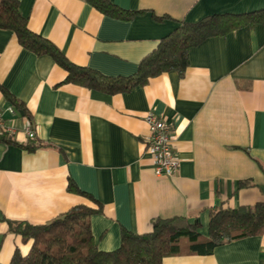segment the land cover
<instances>
[{
  "label": "crops",
  "instance_id": "crops-1",
  "mask_svg": "<svg viewBox=\"0 0 264 264\" xmlns=\"http://www.w3.org/2000/svg\"><path fill=\"white\" fill-rule=\"evenodd\" d=\"M110 1L134 15L104 14L85 0H18L30 30L74 64L108 76L133 74L176 21L264 14V0ZM188 61L183 75L166 71L108 94L62 82L66 73L50 56L0 29L2 122L22 142L28 118L43 144L27 151L0 142V264H9L15 246L27 249L7 221L44 223L76 204L99 206L91 234L98 248L112 250L122 229L148 232L157 217L198 221L206 235L211 207L264 200V21L204 39ZM1 87L27 115L13 111ZM146 111L170 124L179 162L172 176L153 172L143 143ZM161 264H264V233Z\"/></svg>",
  "mask_w": 264,
  "mask_h": 264
},
{
  "label": "trees",
  "instance_id": "trees-1",
  "mask_svg": "<svg viewBox=\"0 0 264 264\" xmlns=\"http://www.w3.org/2000/svg\"><path fill=\"white\" fill-rule=\"evenodd\" d=\"M104 14L127 18L133 16L110 0H85ZM261 11L222 12L207 15L195 22L176 21L175 27L162 36L154 49L144 55L133 74L108 76L88 66L69 61L48 39L33 32L19 10L18 0H0V29L13 32L19 44L34 54H46L65 71L62 82L112 94L144 85L149 78L174 70L183 75L188 66L191 47L204 39L225 34L243 24L262 22ZM13 111L27 115L22 103L1 87ZM30 124L31 121L27 118ZM0 142L33 151L43 144L36 137L17 142L13 134L0 132ZM241 185L246 184L240 181ZM68 189L72 188L69 184ZM99 206L76 204L44 223L7 221L10 232L27 245L22 252L13 249L9 264H161L172 255L207 254L214 247L231 240L264 233V200L236 207L215 206L209 209L207 234L199 231L200 223L183 216L154 218L151 230L120 232L119 243L112 250L98 248L91 234L89 218Z\"/></svg>",
  "mask_w": 264,
  "mask_h": 264
},
{
  "label": "built area",
  "instance_id": "built-area-1",
  "mask_svg": "<svg viewBox=\"0 0 264 264\" xmlns=\"http://www.w3.org/2000/svg\"><path fill=\"white\" fill-rule=\"evenodd\" d=\"M143 119L147 125V133L143 139L144 149L152 159L154 174L158 177L172 176L177 171L179 162L173 149L169 122L152 111H146ZM0 132L13 134V129L3 124L1 116ZM23 132L27 138L35 136V131L28 121Z\"/></svg>",
  "mask_w": 264,
  "mask_h": 264
}]
</instances>
